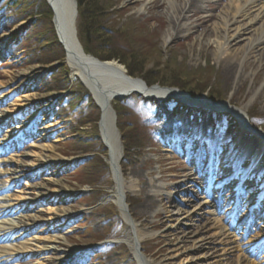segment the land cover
Listing matches in <instances>:
<instances>
[{
	"label": "rangeland",
	"instance_id": "374dc122",
	"mask_svg": "<svg viewBox=\"0 0 264 264\" xmlns=\"http://www.w3.org/2000/svg\"><path fill=\"white\" fill-rule=\"evenodd\" d=\"M12 1L18 4L14 6L15 8L8 4L9 2L5 3V0H0V97H5L3 103L0 104V114H6L19 106H28L29 110L26 113L30 114L27 113V119L33 118L34 126L33 135L28 134V140L24 144L17 145L18 142H15L16 145L14 143L11 148L0 143V161L8 162L7 167L0 170H17V177L20 178L19 185L24 187L49 182L47 191L50 194L41 202L43 205L40 209L46 212L49 206H44V204L56 198L54 208L59 210V214L63 212L59 217L53 218L61 220L60 226L45 223L37 227L31 235L33 239L55 236L60 239L57 249L41 258L33 255V258L30 257L21 264H40L39 260L44 258L50 263H55V260H60L63 256L61 252H72V250L75 253L79 252L75 254L74 259L69 261L64 259L61 260L62 263L135 264L127 244L123 241L127 230L126 220L122 216L123 212L112 200L113 174L106 160V153L102 152L101 142H96L92 138L94 126H92L93 121L89 120L97 119L100 110L83 86L77 82L70 83L69 71L64 64V54L61 48L58 49L54 44L51 21L44 14L47 9L44 0H42L43 4L38 0ZM82 1L86 4L83 17H81L78 5L77 32L81 44L92 57L96 58L92 52L107 57L118 54L119 60L111 59L104 62L116 61L125 68L126 73V67L132 65L139 72H143L142 77L153 71L155 75H161L165 80H174L177 85L181 84L186 88L170 87V89L186 95L192 94L193 97L196 96L194 97L196 99L207 96L206 100H211L210 97L216 102L217 100L230 101L233 107H243L247 110V114L255 117L256 122H258L257 118L261 117L262 122L264 121V40L259 41L262 40L264 34L261 27L251 25L252 23H249L247 19L243 20V23L252 26L251 31L241 37L240 42L234 47L233 55H228V52H219L217 56L223 44L217 35L222 33L220 18L230 7H237L233 4V0H192L193 13L187 14L173 29L170 25L171 6L177 8L184 3V0H169L172 4L167 0ZM154 2L157 4L153 5ZM38 7L40 8L37 9ZM206 18L211 19H207L206 22ZM16 21L17 23L11 27L10 25ZM186 27L189 28L188 31L181 32ZM87 32H89L88 40H86ZM205 33L207 37H204ZM228 35L230 36L231 33L229 32ZM255 40L260 43L256 45L254 53L249 57L247 55L249 63H244L237 78L226 76L224 61L227 60L226 62L231 64L240 63L241 59H245L244 54L247 53L244 50L245 46L254 43ZM106 46L108 48H105ZM36 48H38L37 52L34 53L33 50ZM47 62L49 64L43 65ZM250 63H257L258 66ZM259 65L260 68H258ZM262 69L263 72H261ZM49 73L52 75L47 77ZM136 79L145 83L140 78ZM45 85L54 89L47 92ZM59 88L68 90L58 92ZM203 91L205 92L201 94ZM82 92H87L95 109L90 113L89 119L81 122V127L83 126L84 129L79 128L78 130L77 128L79 133L74 132L66 136L64 130L72 119L69 116L63 119L54 115L56 107L54 104L59 105L62 101L70 99L71 105L79 103L78 110L86 109V107L89 109L91 105H87L82 98L79 100L76 97V94L81 95ZM73 93L74 95L71 96ZM145 103L141 97L131 96L124 100L114 101L112 108L116 117V125H118V120L124 123L122 128L126 137L125 142L128 145L127 148H123L120 133L119 145L122 147L120 170L133 186V192L126 193L124 204H126L127 211L136 216L142 203L148 198L147 202H151L148 203L150 211L148 210L146 220L152 222L151 213L162 210V206L158 203L160 200L158 195L147 194L146 185L148 183L161 185L166 190L163 192L164 195L171 197L175 194L172 187L178 180L175 178L183 170L196 168L205 172L209 167L213 168L217 167L216 164H221L224 157L219 151L213 160L200 161L199 157L195 158V150H191L190 156L184 157L182 150L184 148L189 150V145L182 146L186 144L188 138L181 143V146L172 147L175 148L174 151L169 149L167 145L171 146V143H168V137H165L164 126H174L180 119L176 118L174 112L173 115L169 110L167 112L165 105L157 103L156 106H152V103ZM120 106L125 108L129 119L117 114ZM21 108L19 111H24ZM249 111L254 113H249ZM177 115L183 117L182 114ZM230 116V114L227 115V117ZM221 118L222 116L215 114L204 115L205 124L215 126L214 135L218 139L221 138L222 143L225 144L219 145L220 150L232 152L234 149H231L232 146L228 143L233 137L230 141L227 142V140L229 136L238 134V124L233 121L229 135H223ZM138 122L149 124L156 135L153 141H149L147 133L141 129ZM18 127L17 125L16 128ZM260 128L264 130V125H260ZM7 130L0 134V142L3 141ZM97 133L99 135L98 129ZM246 137V134H238L235 140L242 142ZM78 140L85 142L84 148L82 147L83 152L77 150ZM178 148H182L180 149L181 154L176 150ZM85 149L89 151L85 152ZM41 150L45 156H58L67 160L72 159L74 162L70 167L55 170V168L48 167L47 163L40 162L38 153H41ZM31 153H34L33 156ZM35 161L39 162L40 167L36 166ZM241 170L237 180L242 175ZM160 173H163V176ZM231 175L229 170L219 169V172L218 169L209 170L195 183V189H190L191 198L177 197L171 211L181 212V216L178 217L180 218L179 223H165L155 229H150L143 225L144 223H138L141 229L154 235L152 239H146L141 244V255L152 264H163L164 261H169L170 264H192L191 258L194 256H205L209 259V263L228 264V259L225 261L226 254L222 252L219 241L213 236L214 229L210 228L211 224L213 226L216 224L213 222H218L217 226L227 228L237 240L235 245L246 251L245 255L249 263L264 264V245L260 244L261 242L264 244V210H259V215L251 220H247L244 211L235 210L234 204L228 202V197L234 193L236 188L234 184L237 181L236 178L228 180ZM227 180L231 183L228 182L224 193L225 198L222 200L218 195L211 193V190H217L218 187L226 185ZM5 181L7 180H3ZM260 181L264 183V173L260 176ZM55 191L56 195H54ZM180 192L184 193L181 190ZM253 194L254 192L250 191L245 195L244 205ZM193 199L197 205L206 204L207 206L206 210L199 211L195 217L185 214L190 210V202ZM31 208L18 206L13 212L19 214ZM205 212H211L214 215L208 218L210 220L208 224H200L198 217L203 218ZM188 216H191V221L185 222L182 218ZM42 217V220L47 219V215ZM144 220V217L139 218V221ZM195 227L203 228L195 238L199 237L201 241H204V249L197 253L191 250L195 246L192 240L186 244H178L174 242L172 236L175 230H178L179 237L195 233ZM114 238L115 242H108ZM111 243L113 245H110ZM89 248L91 251L88 253L81 252ZM167 248L169 252L164 254L162 260L153 258L155 252Z\"/></svg>",
	"mask_w": 264,
	"mask_h": 264
},
{
	"label": "bare ground",
	"instance_id": "6f19581e",
	"mask_svg": "<svg viewBox=\"0 0 264 264\" xmlns=\"http://www.w3.org/2000/svg\"><path fill=\"white\" fill-rule=\"evenodd\" d=\"M167 1L172 4L171 1ZM44 2L47 10L49 11L51 18L50 23L55 39L64 54V64L69 71L68 79L70 83L74 84L77 82L79 85L83 86V88L90 93L95 105L101 111V115L98 120V127L101 123V128L105 135L106 160L112 167V200L113 203L121 209L123 212L122 216L126 220L127 230L123 241L127 244L131 256L134 258L133 260L135 264H152L149 260L145 259L143 255H141V244L146 239H152L154 237L152 233L141 229V226L138 223H144L143 225L150 227V229H155L163 226L165 223L180 222V218L178 217L181 216V212L171 211L172 205L175 204L177 197L184 196L186 198H191L190 189H195V183L203 177V174L206 175L209 170L213 171L216 169H218L219 172L220 167H209L205 172L196 168L193 170H183L175 178L178 180H176V185L172 187L175 194L171 197L164 195L165 193L163 192L166 190L161 185L148 183L146 185L147 194L158 195L160 198L158 203L161 204L162 210L151 213L152 217H150V219L153 221L147 222L146 218L149 214L148 210L150 211L148 203L151 202H147V198L139 208L138 215L133 216L127 211L126 204H124L126 193L130 191L133 192V186L125 179L120 170V163L122 161V147L119 145L120 130L115 123L113 114H111V110L113 111L112 103L116 101L115 98L117 95L132 93L130 95L132 96L135 92H138L142 97L147 99L145 104L152 103L156 106L157 103H155V101L163 104L166 101H169V99H174L178 100L183 106H191L192 108L190 109L192 112H198L203 115L216 114L220 116L221 112L230 113L231 116L235 118V123L238 124V134L243 133L247 135V139H242V142H238L237 140L234 141L238 143L237 148L243 149V152H241L242 157L244 155L246 157L245 159L252 161H244L242 169H247L245 171L246 175L243 179H245L247 189L254 192V194L248 198L247 204L244 205L245 199H243V197L239 198V194L241 192V188H239V180L234 184L236 191L234 190V193L228 197V202H232L235 206V210L238 212L244 211L247 216V220L257 217V215H259V210H264V183L260 181V176L264 168V130L261 129L260 126L254 127L250 120V115L247 114V110L243 107H233L230 101L217 103L215 106L209 105L210 108H208L207 104H204L207 96L192 100L186 94L175 89H166L161 86L148 87L140 81H128L125 78V68L118 62H101L85 52L77 32L78 4L76 0H44ZM191 2L192 0H184V3L179 5L177 8L171 6L172 16L170 25L172 29L179 21H181V19L185 18L187 14L193 13L194 7ZM155 4H157V2L153 3V5ZM233 4L237 7H230L220 18V29L222 33H218L217 35L221 38V42L223 44L220 46L217 56H219V52H228V55H233L235 53V45L240 42L243 35L251 31L252 26H248V23H243V20L245 21L247 19L249 20V23H252L251 25H254L255 27L258 26V28L261 27V31L264 34V0H233ZM207 19L211 18H206V22ZM188 29L189 28L186 27L181 32H187ZM229 32L231 33L230 36L228 35ZM204 37H207L206 33L204 34ZM263 40L264 37L259 41L261 42ZM259 41L255 40L254 43L252 42L245 46L244 50L247 53L244 52L245 59H241L242 62L240 61V63L231 64L230 62H226L227 60L224 61L226 76L232 78L238 76V72L244 63H249L247 62V55L249 57L256 51V45L260 43ZM101 63L104 64L101 65ZM257 63L259 64V61ZM257 63L250 64L258 66ZM258 68H260V65ZM261 72H263V69ZM26 98L28 99V97ZM4 99L5 97H0V104L3 103ZM20 107H22L21 109L24 111H19ZM28 108L29 107L25 105L19 106L18 108H13L12 111L10 110L6 114H0V133L3 130V126L6 125V129H8L6 133H4L5 135L3 137V141L0 142L4 143V146L10 147L15 142H24L28 139L27 134L31 132L33 133V118L27 119V113L30 114L29 112L26 113V111L29 110ZM201 108L206 110L203 111ZM184 109L187 110L188 108L185 107ZM249 113L254 112L249 111ZM5 115L8 116L5 117ZM178 117H180V115H178ZM185 118H187V116ZM257 119L260 122L262 121V117ZM17 125L19 126L18 128H16ZM188 125L189 127L187 132H194L197 135H199L202 130L207 131L209 126L213 127V125H206L205 120L201 122L195 120V122H190ZM169 127L170 125L164 126V128ZM180 132L184 131L180 130ZM238 134L235 133V135H231L229 138L233 137L234 139L238 136ZM212 136L213 138L215 137L214 134H212ZM168 142L170 143L171 141L168 140ZM214 143L221 146L224 144L218 143L217 140ZM233 148L234 144L231 149ZM233 152V150L232 152L229 151V154H233ZM42 153L43 150H41V153H38L40 162L47 163L48 167L55 168V170L70 167L74 162L72 159L67 160L58 156H45ZM33 154L34 153H31L32 156ZM222 155V157H225L226 154ZM203 160H205L204 157H201L200 161ZM36 163V166L40 167L38 165L39 162L35 161V164ZM7 165L8 162L3 160L0 161V169L7 167ZM32 167H34L33 163ZM17 173V170L12 169L0 170V264H21L22 262L27 261L28 258H33V255H37L41 258L43 255H47L48 253L50 254V252L55 251L57 249V245L60 243V239L55 238V236L38 239H33L31 237L32 232L37 227L45 225V223H54L57 226H60L61 224V220L58 221V219H53L63 214V212L59 214V210L54 208L56 205V198L54 201L51 200L50 202H47V204H44V206H49L48 209H46V212L40 209L41 205H43L41 202L47 199V196L50 194V192L47 191L49 182H41L40 184L33 186L28 185L26 187L20 186V178L17 177ZM160 174L163 176V173ZM2 178L7 181H1ZM6 184L8 186H6ZM227 186L228 185H222L221 187H218L217 190L212 189L211 193L218 195L220 199L223 200L225 198L224 193ZM180 190L184 191V193L181 194ZM54 195H56V191ZM190 204V210L185 214L194 215V217L195 215L197 216L199 211L201 212V210L203 211L207 208L206 204L197 205L195 199H193ZM18 206H27L32 208L26 212L15 214L13 211L16 210V207ZM44 215H47L46 220H42V216ZM213 215L214 213L205 212L203 218L198 217V221L200 224H208L210 222L208 218ZM142 217H144L145 220L139 221V218ZM190 217L191 216H188L182 219H184L185 222H190ZM213 223L216 224L214 226L211 224L210 228L214 229L213 231L215 234L213 236L219 241L222 252L226 254L225 261L228 259V264H253L248 262L247 256L245 255L246 251L241 249L238 245H235L237 240L228 232L227 228L217 226L218 222ZM199 228L200 227H195V233L192 232L180 237L178 230L173 231L172 236L174 238V242L178 244H186L189 240H192L191 242L192 244H195V246L193 245L194 247H192L191 250L195 251L194 253L201 251L204 249V241H201L202 239L199 237L195 238L197 237L196 235H199V233L203 230V228ZM192 237H194V239ZM260 244L261 246L264 245L263 242ZM168 250L169 248L155 252L153 258L162 260V258H164V254L169 252ZM78 252L79 251H76L75 253L73 250L72 252H61L60 254H63V256L60 257V260H55V263H50L45 258L42 260L39 258V261L40 264H64L65 262L62 263L61 260L63 261L65 259V261H69L74 259L75 254ZM191 260L192 264H214L211 262L209 263V259L205 256H194ZM163 264H170V262L164 261Z\"/></svg>",
	"mask_w": 264,
	"mask_h": 264
},
{
	"label": "trees",
	"instance_id": "16d2710c",
	"mask_svg": "<svg viewBox=\"0 0 264 264\" xmlns=\"http://www.w3.org/2000/svg\"><path fill=\"white\" fill-rule=\"evenodd\" d=\"M1 1H3V0H1ZM38 1H41L42 2V4L44 3L42 0H38ZM6 2H9L8 4H10L12 7H14V6H17L18 4H17V2H15V1H12V0H5V3ZM77 3H78V5H79V10H80V12H81V17H83L84 16V13H83V11L85 10L84 9V7H85V4H84V2L82 1V0H77ZM45 5V4H44ZM21 6V5H20ZM45 7H46V5H45ZM15 8V7H14ZM40 7H38L37 9H39ZM39 11V10H38ZM46 12L44 13L46 16V18H48V19H51L50 18V15H49V11L46 9L45 10ZM17 23V21L16 22H13L10 26L11 27H13L15 24ZM10 27V28H11ZM51 31H52V33H54L53 32V30L51 29ZM88 34H89V32H87V38H86V40H88L89 38H88ZM54 35V34H53ZM54 44L58 47V49H60L61 47H59V45H58V43H57V41H56V39H55V36H54ZM36 47V46H35ZM84 48V47H83ZM105 48H108L107 46L105 47ZM37 49L38 48H36L35 50H33V52L35 53V52H37ZM61 50V49H60ZM84 50H85V48H84ZM62 51V50H61ZM91 51V50H90ZM85 52L87 53V54H89L90 52L87 50H85ZM92 52V51H91ZM92 55L93 56H95L97 59H99L100 61H110L111 59H117V60H119V55L118 54H113V55H111V56H100L98 53H93L92 52ZM49 61V60H48ZM52 62V61H51ZM47 64H49V62H47V63H43V65H47ZM62 66V65H61ZM126 69H127V73H128V75L130 76V77H132V78H140V79H142L143 81H145V83H146V85L147 86H149V87H151V86H154V85H159V86H161V87H178V88H180V89H186L183 85H177V83H176V81H174V80H171V79H167V80H165V79H163V77H161V75L159 76V75H155L154 73H152V72H148V73H146L144 76H146L145 78H144V76L142 77L141 75L143 74V72H139V70H137V69H135V67L134 66H127L126 67ZM158 74V73H157ZM52 75V73H49L48 75H47V77L48 76H51ZM65 79H66V77H65ZM67 80V79H66ZM68 84H69V82H68ZM209 88V87H208ZM208 88H207V90H208ZM45 91H47V92H49V91H52V89H54L53 87H51L50 88V86L49 85H45ZM209 89H211V88H209ZM63 90H68V89H62V88H59L58 89V92H62ZM207 90H205V91H207ZM205 91H203L201 94H203ZM193 93H195V92H193ZM74 95V93L71 95V96H73ZM199 95V94H198ZM191 97H193V95L191 94L190 95ZM76 97L77 98H79V100H80V98H82V101H85V102H87V105L89 104V105H91V107L89 108V109H87V107H86V109H83V110H78L79 109V103L78 104H75V105H71V103H70V99H67V100H64V101H62V103H60L58 106H57V108H56V110H55V115L57 116V117H62L63 119H65V118H67L68 116L69 117H71V119L72 120H70L69 121V123L67 124V128H66V130H64V131H66V136H70V134H73L74 132H76V133H79V131L78 130H80V129H84L83 128V126L81 127V122L83 123V121H85V120H87V119H89V116H90V113L92 112V111H94V107H93V105H92V103H91V99H90V97H89V95L87 94V92H82V94L81 95H77L76 94ZM194 97H196V96H194ZM209 99H211L212 101H216L214 98H210L209 97ZM219 99H221V98H219ZM221 100H217V102H220ZM67 106H68V109H67ZM121 107V106H120ZM171 110V109H170ZM117 114H120V117H121V115L123 116H125L126 117V119H129L130 117H129V115L127 114V111L125 110V108H123V107H121V108H119V109H117ZM99 117V116H98ZM98 117H97V119L95 118V119H90L89 121H93V125L92 126H94L93 127V130H94V134H93V136H92V138L94 139V140H96V142L98 141V142H100L99 141V135H98V133H97V128H96V123H97V121H98ZM250 120H251V122L253 123V125H254V127H258V126H260V125H264V121L262 122H260L258 119H257V121L258 122H256V118L255 117H251L250 118ZM139 123V122H138ZM124 124V123H123ZM119 120H118V128H119V130H120V133H121V138L123 139V144H124V146H123V148L125 149V148H127V143L125 142V139H126V137H125V133H124V129L122 128V125H123ZM136 124H137V122H136ZM83 125V124H82ZM139 125H141V129L143 130V131H145L146 133H147V135H148V139H149V141H151L152 140V132H151V128H150V126H149V124L148 123H139ZM223 125L228 129V130H231V128L233 127V124H232V120L230 119V118H228V117H226L224 120H223ZM84 127H86V125H84ZM77 128H78V130H77ZM80 128V129H79ZM83 142V143H82ZM78 143H79V147L77 148V150H79V151H82L83 152V149H82V147L84 148V146H85V142H84V140H78ZM100 146H101V148H102V152L105 154L106 153V150L104 149V147L100 144ZM85 152L86 151H89V149H85L84 150ZM103 157H105L104 155H103Z\"/></svg>",
	"mask_w": 264,
	"mask_h": 264
},
{
	"label": "water",
	"instance_id": "95a60500",
	"mask_svg": "<svg viewBox=\"0 0 264 264\" xmlns=\"http://www.w3.org/2000/svg\"><path fill=\"white\" fill-rule=\"evenodd\" d=\"M102 64H104V63H101V65H102ZM125 78H126L128 81H140V82H142L141 80H132V78H130V77L127 75V73H126V75H125ZM142 83H143V82H142ZM144 85H145V83H144ZM135 93H138V92H135ZM130 94H131V93L117 95L116 98H115V100L118 101V100L124 99V98H126L127 96H129ZM111 114H113L114 119L116 120V117H115V113H114V111L111 110ZM100 115H101V111H100ZM115 123H116V122H115ZM99 127H100V128H99L100 136H101V139H102V141H103V144L105 145V135H104V133H103V131H102L101 123H100V126H99ZM110 167H111V165H110ZM111 170H112V168H111Z\"/></svg>",
	"mask_w": 264,
	"mask_h": 264
}]
</instances>
